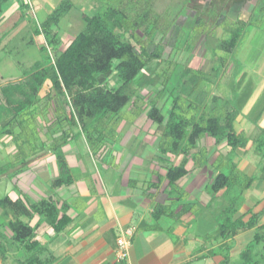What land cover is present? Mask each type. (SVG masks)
I'll list each match as a JSON object with an SVG mask.
<instances>
[{"label":"trees","instance_id":"trees-1","mask_svg":"<svg viewBox=\"0 0 264 264\" xmlns=\"http://www.w3.org/2000/svg\"><path fill=\"white\" fill-rule=\"evenodd\" d=\"M10 1L0 0V24L4 8ZM16 1L20 9L26 8L25 0ZM146 4L147 6L140 10L142 3L136 5L129 4L128 0H119L117 5L104 11L97 10L93 16L82 12L80 17L86 23V28L65 49L61 48L57 29L62 19L74 7L71 0H62L46 20L37 26L35 34L42 35L45 40L40 47L44 58L37 61L23 75L25 81L10 83L1 88L4 102L0 103V142L11 136L18 151L14 161L0 166V180L2 176L10 180L15 178L28 170L29 159L51 153L56 159L59 171L58 176L51 182L52 190L73 184L74 171L68 164L64 148L84 135L90 147L97 149L96 153L101 151L103 145H106L103 131L109 128L110 136H113L116 130L113 122H120L122 111L130 104H141L155 92L156 96L150 99L147 107L140 105L137 108L140 112L147 110L148 119L164 129L161 135V153L185 156L180 165L167 167L169 196L177 194L178 202H182L185 197L179 190V184L189 174L186 157L197 147L199 140L205 136L214 138L217 143L227 139L233 149L247 145V138L237 135L234 131L233 116L230 115L226 121L215 115L199 117L203 111L201 106L204 96L199 93L196 97L194 95L205 78L203 73L169 61L170 55H164L165 45H158L152 52L149 51L148 46L155 30L151 31L147 23L153 16V10L149 0ZM139 32L143 36H140ZM127 34L140 49L126 39ZM242 35L243 29L237 28L232 32L230 39H218L217 48L232 53ZM174 48L176 49V44ZM165 63L168 69L165 73H159L154 67H161ZM180 66L182 71L175 79L171 73ZM114 74L117 81L111 86L109 80ZM48 82L51 84L50 91L42 97L40 93ZM159 86L163 87L161 91L157 90ZM149 88L153 91L143 95L142 92ZM163 95L173 99L167 122L163 108L157 103V96ZM44 101L47 104L42 108ZM51 108L54 110L53 118L49 117ZM211 108L213 107L209 108L210 111ZM190 113H193V116H190ZM29 122H34L36 126L35 144L22 136ZM39 122L45 123L46 140L41 137ZM16 128L26 130L18 133ZM257 143V152L264 158V132ZM17 167L18 170L11 172ZM227 172H220L208 187L213 199L223 191L228 196L227 205L223 207L222 213L217 215L220 227L215 234H211V240L233 238L241 231L256 228L254 241L242 252L241 260L243 264H264V225L258 227L261 213L252 214L246 223L233 220L242 194L251 188L255 177L242 175L234 165ZM69 209L66 202L61 204L52 195L37 201L23 195L16 200L9 195L2 198V260L16 256L21 264L53 263V254L49 252L48 247L38 242L36 237L44 227H48L50 232L61 234L72 222L68 215ZM174 211L172 207L169 210V206L156 205L154 217H173ZM187 212L189 208L183 205L181 216ZM36 216L39 220L32 226ZM226 250L229 253L231 247L228 246ZM20 252L24 254L22 258L18 257ZM229 263L227 254L222 264Z\"/></svg>","mask_w":264,"mask_h":264},{"label":"crops","instance_id":"crops-1","mask_svg":"<svg viewBox=\"0 0 264 264\" xmlns=\"http://www.w3.org/2000/svg\"><path fill=\"white\" fill-rule=\"evenodd\" d=\"M42 2L46 13L48 1ZM15 4L8 14L18 7ZM5 8L0 26L6 18ZM51 13L47 12L42 22ZM220 61L219 79L214 81L210 78L216 71L212 59H206L204 68L189 67L205 75L194 95L204 96L199 117L215 115L226 121L233 116L235 133L247 138L248 143L233 149L227 139L217 143L214 138L205 136L199 140L186 157L189 174L179 184V190L185 195L182 202L177 201V194L169 196L166 176L167 167L180 165L185 156L162 154L160 143L164 129L148 119L147 110L140 112L137 108L147 107L156 92L141 104H130L126 114L132 121H126L125 125L123 120L118 124L114 121L116 130L112 142L103 145L93 158L87 156L93 148L86 140L81 141L84 135L64 148L74 171L73 184L52 190L51 182L59 171L51 153L46 155L48 159L36 160L34 167L18 175L28 178V184L37 190L38 197L34 198L24 187L15 186L13 195H9L12 199L23 195L37 201L52 195L70 207L68 215L72 222L61 234L44 227L36 237L53 254L51 264H120L117 241L121 232L129 228L135 229L130 248L132 264H222L227 254L231 264V254L240 250L241 257L253 243L256 228L241 231L233 238L211 240V234L196 232L194 227L199 223V207L209 208L219 202L220 206L215 205L211 211L218 215L227 205L225 191L213 199L208 187L220 172L230 171L232 165L242 175L255 177L251 188L242 194L233 220L246 223L252 214L261 213L258 227L264 225V158L257 152V141L264 132V63L242 65L222 56ZM162 89L159 86L157 90ZM149 91H153L152 88L142 94L146 96ZM157 98L163 111L169 107L165 114L167 122L173 99L167 95ZM210 107H213L211 111ZM156 205L169 206V210L172 207L173 217L156 219ZM183 205L189 212L181 216ZM38 220L36 216L31 225L35 226ZM216 227H220L217 216ZM228 246L231 247L229 253ZM23 255L18 253V257ZM11 264H21V261L12 256Z\"/></svg>","mask_w":264,"mask_h":264},{"label":"rangeland","instance_id":"rangeland-1","mask_svg":"<svg viewBox=\"0 0 264 264\" xmlns=\"http://www.w3.org/2000/svg\"><path fill=\"white\" fill-rule=\"evenodd\" d=\"M47 1L46 11L49 13L62 0ZM71 1L74 7L62 19L60 27L57 29L62 49H65L78 34L85 30L86 23L80 17L82 12L93 16L97 10L104 11L119 2V0ZM128 2L136 5L142 3L140 10H143L147 6L148 0H128ZM14 3L18 7L11 14H8ZM25 4H27L26 8L20 9L16 0L10 1L5 8V21L0 26V103L4 102L1 88L10 83L25 81L23 75L45 56L40 49L42 42H45L44 37L35 34L37 26L47 13L44 12L45 4L42 0H25ZM149 4H151L150 7L153 10V16L147 20V23L151 31L155 30L152 42L148 46L150 52L158 45H165L164 55H170L169 61L194 68H204L206 59H212L216 68L215 73L210 75L213 81L219 79L220 56L242 65L264 63V0H149ZM188 20L189 22H187ZM237 28L243 29V35L233 54H227L219 50L217 42L230 39L232 32ZM117 32L120 31L117 30ZM139 35L143 36L141 32H139ZM126 39L137 45L129 34L126 35ZM175 44L176 49L174 48ZM137 48L140 49L138 45ZM154 67L159 70V73L168 71L166 63L161 67L158 65H154ZM175 70L171 74L173 78L177 79V74H180L182 68L180 66ZM116 81L117 78L114 74L111 76L109 83L113 86ZM50 88L51 84L48 82L44 85L40 93L41 96L44 97L50 91ZM46 104V101L42 102L41 107L44 108ZM129 107L130 105L120 115L124 125L126 121H132V117L126 114ZM168 108L164 110V114H167ZM49 113V117L53 118L54 110L52 108ZM39 124L42 129L41 137L46 140L45 132L47 129H45V123L39 122ZM27 127V130L16 128V131L23 133L26 130L25 134L27 135L22 134V136L28 138V142L35 144L36 126L34 122H29ZM110 133L109 128L103 131L106 145L113 140ZM81 141L84 143L85 139L82 138ZM92 148L90 155H87L90 159L94 157L97 151L96 148ZM17 151L18 148L13 141V137H5L0 142V166L14 161ZM47 154L50 153L40 154L29 159L28 169L36 165V160L40 158L48 159ZM18 169L19 167L12 169L11 172ZM24 177L16 176L10 180L6 176H2L0 180V200L6 195H13L15 186L24 187L26 191H29V194L33 193L31 195L34 198L38 197L37 190L33 186L30 187L28 178ZM215 205L220 206L219 202H214L209 208H198L197 219L199 223L194 224L196 232L215 234L218 231L216 227L217 215L211 212ZM234 246L236 247L235 244ZM240 252V250H236L231 254V264H243ZM1 261H4L5 264H11L12 257L2 260L0 253V263Z\"/></svg>","mask_w":264,"mask_h":264},{"label":"built area","instance_id":"built-area-1","mask_svg":"<svg viewBox=\"0 0 264 264\" xmlns=\"http://www.w3.org/2000/svg\"><path fill=\"white\" fill-rule=\"evenodd\" d=\"M134 231V228L125 229L118 238L117 260L120 264H132L130 261V248Z\"/></svg>","mask_w":264,"mask_h":264}]
</instances>
